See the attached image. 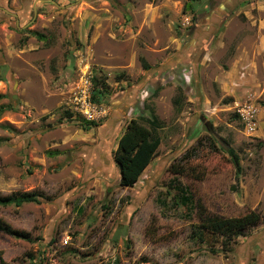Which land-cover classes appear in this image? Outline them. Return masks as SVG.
I'll return each instance as SVG.
<instances>
[{"label":"rangeland","instance_id":"rangeland-1","mask_svg":"<svg viewBox=\"0 0 264 264\" xmlns=\"http://www.w3.org/2000/svg\"><path fill=\"white\" fill-rule=\"evenodd\" d=\"M51 1L74 4L75 11L69 20L64 16L65 21L55 20L51 28L37 29L34 22L40 19L39 15L49 17L44 8L36 7L35 15L33 0H0V195L39 192L46 198L39 204L19 208L0 206V219L30 233L33 239L30 243L0 233L3 260L0 264H239L238 253L243 254L244 247H252L254 255L249 264H256L264 249V138H248L232 110L225 109L228 104L224 101L218 106L212 104L206 111L198 107V75L187 66L176 70V74L180 72L175 79L164 76L163 87L161 79L156 84H145L132 106V119L149 121L152 114L157 116L162 140L157 157L135 189L120 190L114 178L110 186L94 181L86 175L87 161H80L79 156L73 157L76 161L71 159L69 164L67 159L44 162V158L51 159L53 152L47 151L51 144L48 141H56L58 137L52 140L46 132L36 134L34 127L30 128L33 133L26 137L23 126L34 119L46 126L48 117L58 116L56 121L60 122L66 116L62 109L69 86L77 76L76 53L84 51L77 44L76 31L72 35L68 30L70 19L74 14L78 15L77 21L84 13H99L85 10L86 3L107 2L117 7L123 0ZM145 1L153 9L148 27H138L137 20L141 22L144 18L142 12L134 20L126 11L121 26L117 24L112 29L117 41L113 39L104 50L90 48L98 63L110 55V49L117 52L120 45L129 46L138 54L139 60L130 66L135 74L139 70L138 81H132L121 70H104L97 75L99 84H110L109 95L114 97L136 82L141 84L152 65L154 69L162 66V54L172 53L178 41L184 49L197 32L201 16L198 0ZM17 11L22 15L15 18L12 15ZM185 14L193 17V25L187 29L181 26ZM86 21L88 27L92 18ZM63 23L66 40L58 47L63 32L59 33V26ZM32 33L44 37L38 40ZM14 34L18 38L11 41L12 49H8L3 39ZM26 37H29L26 46H22L20 40ZM24 46L33 48L22 53ZM10 55L16 62H21L22 55L36 62L43 87L35 85L26 92L25 82L32 81L31 78L8 77L6 59ZM140 57L150 67L147 71L142 69L143 73L139 68ZM110 64L115 63L111 60ZM172 83L178 84L174 94L179 103L175 107L163 102H169L173 95V91L162 92ZM155 91L157 96L153 95ZM42 92L52 94L50 104L54 107L58 96L64 98L62 106L50 112L41 111L36 103ZM30 100L32 104L36 101L30 105ZM230 150L240 163L238 177ZM179 192L191 196L194 204L176 205ZM249 212L258 214L260 222L246 229L245 235L229 246L230 252L221 246L225 239L204 244L192 237L194 231H200L204 218L238 220Z\"/></svg>","mask_w":264,"mask_h":264},{"label":"crops","instance_id":"crops-1","mask_svg":"<svg viewBox=\"0 0 264 264\" xmlns=\"http://www.w3.org/2000/svg\"><path fill=\"white\" fill-rule=\"evenodd\" d=\"M33 1L34 11L37 7L38 10L44 8L47 15L49 13L47 19L42 14L39 15L40 19L34 22V26L37 29L44 26L51 28V24L55 20L62 21L64 16L66 20H69V16L75 11L74 4H57L51 0ZM85 5L88 7L85 10L99 11V13H92V15L84 13L77 21L78 15L74 14L70 19L71 23L68 24L70 34L73 35L76 31L77 44L83 46L84 52L92 54L90 49L92 46H94L96 51H100L106 48V44L112 43L113 39L117 41V34L112 29L115 25L121 24L122 17L126 16V11L134 20L137 13L142 12L144 18L141 22L137 20L139 29L144 26L148 27L151 24L149 13L153 9L145 0H123L121 6L118 5L117 7H112L107 2L94 5L86 3ZM56 7L57 9H55ZM181 8L182 6L180 5ZM198 11H201V16L198 19L197 32L191 41L188 42L190 46L186 44V47L181 49V44L178 41L172 53L162 54L164 57L162 66L154 69V65H152V69L147 72L148 75L141 84L136 82L116 94L115 97L111 94L112 114L101 125L85 130L80 125V122L70 120L66 117V114L65 118L60 119V122L56 121L58 116L48 117L46 126H44L45 122L40 123L37 119H34V122H25L23 130L26 137L33 133L30 129L31 127L35 128L34 133L36 134L37 132H46L45 135L52 140L58 137L56 141H48L51 144L47 146V151L52 150L51 154L53 156L50 155L52 156L50 157L51 159L44 158V162L50 161L53 163L57 159L60 161L67 159L66 161L69 164L74 159L73 157L79 156L80 161H87L88 171H86V175L88 173L89 178L107 186H110L112 178H114L115 182L120 183V171L115 162L114 153L118 147L120 137L124 133L127 124L131 121L126 116L128 110L133 109L132 106L135 104L138 92L145 84H150L151 82L156 84L162 81L163 87L166 81L162 78L166 75L174 79L179 77L177 74L180 71L176 74V70L182 66L189 67L198 75V107L202 108L203 111H206L212 104L215 106L220 105L222 101L228 104L225 109L231 110L230 107L234 100H242L252 95L257 103L261 105L258 118L259 130L256 137L264 138V0H198ZM21 15L22 12L17 11L12 16L17 18ZM90 17L92 18V23L86 27V20L90 19ZM59 29L60 34L61 31L63 32L62 38H58V47L66 40L65 31H67L64 23L59 26ZM123 29H125L124 26L121 27V31ZM91 32L92 35H90ZM132 36L135 37L134 34ZM16 38L18 36L14 34L10 39H3V45L8 49H12L11 41ZM75 45L76 43L72 47ZM25 46L21 50L22 53L28 51L31 47L27 49ZM122 46L124 47L122 48ZM196 47H198V52ZM118 49L117 52H115V49V51L110 49V55H105V59L99 62L101 64L93 59L98 74L101 71L104 72V70L110 72L121 70L130 75L132 81H135L139 70L136 69L135 72L137 73L135 74L130 66L139 60L138 54L129 46L120 45ZM118 56L121 58H118ZM20 58L21 62H16L12 55L6 59L9 67L7 76L14 75L20 79L22 77L31 78L32 81H27L24 85L26 92H30L35 85H40V79L38 78L40 71L36 62L29 60L30 58L25 55L20 56ZM146 59L148 60L149 57ZM111 60L115 64L111 65ZM141 67H139L140 72L143 69ZM172 84V86H166L162 90L163 94L167 91H173L169 102H165V100L163 102L175 107L176 102L177 104L179 103L174 94V91L178 89V84ZM40 86L43 87V85ZM51 95L48 92H42L40 96H37L38 102L36 105L41 111L50 112L62 106L64 98L58 96L57 106L54 107L50 104ZM153 95L157 96L158 92L155 91ZM163 99L164 97H162ZM28 104L33 105L32 100L28 101ZM67 120L70 123H66ZM46 128H50V131H45ZM54 136L55 139H53ZM74 161L76 160L74 159ZM136 186L137 184L133 188L126 189L121 187L120 190L124 192L132 191ZM257 247L259 249L262 248V244L259 243ZM243 250H245L243 254L240 255L241 252L238 253V263L249 264L252 262L251 256L254 255V251L252 247H244ZM256 264H264V249Z\"/></svg>","mask_w":264,"mask_h":264},{"label":"trees","instance_id":"trees-1","mask_svg":"<svg viewBox=\"0 0 264 264\" xmlns=\"http://www.w3.org/2000/svg\"><path fill=\"white\" fill-rule=\"evenodd\" d=\"M185 12V10H184ZM38 40L43 39L44 36L38 33H32ZM29 37L21 38V45H25ZM140 63L143 70H149L150 67L144 58L140 57ZM96 77V87L100 88L104 86L99 84ZM175 105H178L177 102ZM67 115V114H66ZM68 117V116H66ZM85 130H88L94 125L92 123L81 122L80 124ZM161 128L159 119L157 116L152 114V120L132 119L126 126V129L118 142V147L114 153V159L117 164L120 173V187L122 188H133L141 179L145 171L152 164L158 154L159 147L161 145V137L158 134V130ZM230 153L234 156L237 177L241 173L240 163L234 152L230 150ZM52 155V154H50ZM53 156V155H52ZM201 177L199 176L198 179ZM177 204L180 206H186L194 204L193 198L186 193L179 192L176 195ZM46 199L42 193L39 192H23L14 193L9 196L0 195V206H15L17 208L22 207L24 204H39L40 201ZM260 222V216L254 212L238 220H222L204 218L201 225L200 231H194L192 237L197 238L201 243H209L212 240L225 239L221 242V246L224 251L230 252L231 244L236 243V239L240 236L245 235L246 229L256 226ZM0 233H3L16 240L33 242V239L28 232L19 230L11 226L9 223L0 219ZM209 235V237H208ZM208 238H207V237ZM215 240V241H216ZM218 244V242H217ZM0 260L3 263L2 257Z\"/></svg>","mask_w":264,"mask_h":264},{"label":"built area","instance_id":"built-area-1","mask_svg":"<svg viewBox=\"0 0 264 264\" xmlns=\"http://www.w3.org/2000/svg\"><path fill=\"white\" fill-rule=\"evenodd\" d=\"M181 26L184 29L193 25V17L185 14L181 18ZM77 76L70 84L67 97L63 103L64 113L68 118L77 122H87L101 125L112 114V106L109 100V88L96 87L95 80L98 72L93 63V55L89 52L78 51L76 53ZM186 81L188 77L185 78ZM111 87H114L111 85ZM118 87V85H115ZM133 109L128 110L127 118L132 120ZM232 112L237 116L243 132L248 138H255L259 130L260 108L252 95L234 100L231 106Z\"/></svg>","mask_w":264,"mask_h":264},{"label":"water","instance_id":"water-1","mask_svg":"<svg viewBox=\"0 0 264 264\" xmlns=\"http://www.w3.org/2000/svg\"><path fill=\"white\" fill-rule=\"evenodd\" d=\"M35 14H37V13H36V10H35ZM14 99H16V96H14Z\"/></svg>","mask_w":264,"mask_h":264}]
</instances>
